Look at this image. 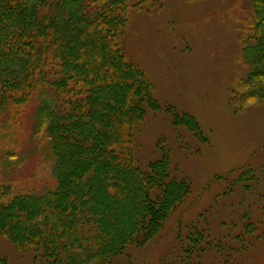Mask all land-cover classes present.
I'll return each mask as SVG.
<instances>
[{"label": "trees", "instance_id": "obj_1", "mask_svg": "<svg viewBox=\"0 0 264 264\" xmlns=\"http://www.w3.org/2000/svg\"><path fill=\"white\" fill-rule=\"evenodd\" d=\"M145 1L0 0L2 110L14 112L10 124L18 127L38 98L30 119L33 139L43 149L41 160L53 164L50 187L43 191L37 182L7 173L21 169L20 144L0 153V230L53 264H115L128 244L152 241L191 193L190 183L170 178L169 164L142 170L129 150L141 103L150 95L145 75L133 73L122 45L130 9ZM251 3L254 14L246 18L240 44L247 75L240 82L259 80L251 94L262 97L264 0ZM135 181L143 189L132 188ZM120 199L136 204L112 218L109 203ZM150 223L153 231L145 230ZM188 229L186 237L181 230L177 235L180 252L172 249L168 257L175 260L182 251L179 264H203L213 248ZM184 239L192 243L182 246ZM167 258L163 264H174Z\"/></svg>", "mask_w": 264, "mask_h": 264}, {"label": "rangeland", "instance_id": "obj_2", "mask_svg": "<svg viewBox=\"0 0 264 264\" xmlns=\"http://www.w3.org/2000/svg\"><path fill=\"white\" fill-rule=\"evenodd\" d=\"M252 13L251 0H146L130 9L122 47L133 73L145 75L150 95L133 124L130 153L142 170L169 164L170 178L190 183L192 190L152 241L128 244L115 264H163L172 249L180 250L177 235L181 230L186 237L189 227L204 235L205 248H213L203 264H224L227 257L230 264H264V96L251 94L259 80L240 82L247 75L240 44ZM1 103L0 153L18 143L23 157L21 169L7 173L47 190L53 164L41 160L30 121L38 98L18 127L10 124L14 112L3 111ZM152 185L160 186L156 180ZM133 204L112 200L111 217ZM186 239L182 246L192 243ZM42 254L0 230V264H53ZM180 256L166 261L179 264Z\"/></svg>", "mask_w": 264, "mask_h": 264}]
</instances>
